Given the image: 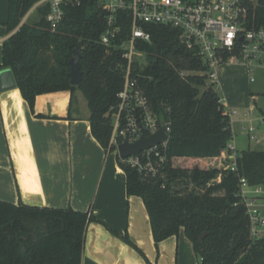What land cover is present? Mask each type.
<instances>
[{
	"label": "trees",
	"instance_id": "1",
	"mask_svg": "<svg viewBox=\"0 0 264 264\" xmlns=\"http://www.w3.org/2000/svg\"><path fill=\"white\" fill-rule=\"evenodd\" d=\"M41 1L9 0L7 27L9 33L16 32L3 45L0 70H12L32 111L39 95L80 89L87 99L92 135L107 150L124 77L119 69L111 70L120 57L99 43L105 22L98 0L66 6L65 18L55 30L46 20L48 5L39 7L37 22L22 24ZM124 28L130 29L128 19ZM144 28L152 41L138 44L146 60L137 67V78L158 121L171 130L158 176L141 174L119 160L128 196L143 200L156 247L183 230L200 264H264V236L251 239L239 196L240 178L250 186L264 187V151L239 152L237 171L226 169L230 160L224 155L233 140L228 106L214 85L197 74L205 68L180 42L177 30ZM80 43L83 79L73 86L69 61ZM184 71L189 73L185 77ZM93 221L103 223L71 208L0 201V264H82L86 229ZM123 240L145 256L127 235Z\"/></svg>",
	"mask_w": 264,
	"mask_h": 264
},
{
	"label": "crops",
	"instance_id": "2",
	"mask_svg": "<svg viewBox=\"0 0 264 264\" xmlns=\"http://www.w3.org/2000/svg\"><path fill=\"white\" fill-rule=\"evenodd\" d=\"M8 18L9 0H0V66L3 45L16 32L9 33ZM74 92L39 95L34 111L17 87L0 92V201L71 208L117 232L90 222L82 264H200L183 230L156 247L143 200L128 196L118 156L93 137L90 111L74 106Z\"/></svg>",
	"mask_w": 264,
	"mask_h": 264
},
{
	"label": "built area",
	"instance_id": "3",
	"mask_svg": "<svg viewBox=\"0 0 264 264\" xmlns=\"http://www.w3.org/2000/svg\"><path fill=\"white\" fill-rule=\"evenodd\" d=\"M83 0H43L38 6L48 5L47 22L55 30L65 18V7L80 6ZM104 16L105 28L99 43L107 52L118 55L117 62L124 77L117 94L118 103L113 113L114 128L107 151L115 152L121 163L136 168L146 176H158L166 161L162 151L168 141L140 153L138 157L120 158L118 147L127 140L135 143L141 136L149 137L162 126L137 78V67L146 60L139 43L152 41L145 25L165 26L179 33L184 47L193 52L205 70L199 72L218 90L221 83L219 68L225 65L245 67L250 73L264 69V0H98ZM130 29L125 32V20ZM189 73L182 72L185 77ZM251 77V82H255ZM221 102L228 104L224 99ZM228 114L231 111L228 106ZM264 122V117L261 118ZM167 134L170 127L166 124ZM251 131H255L252 127ZM253 139H256L255 137ZM238 153L232 141L225 157L230 163L226 169L237 171ZM164 187V186H163ZM239 196L246 207L251 239L264 236V187L250 186L240 178Z\"/></svg>",
	"mask_w": 264,
	"mask_h": 264
},
{
	"label": "rangeland",
	"instance_id": "4",
	"mask_svg": "<svg viewBox=\"0 0 264 264\" xmlns=\"http://www.w3.org/2000/svg\"><path fill=\"white\" fill-rule=\"evenodd\" d=\"M40 6H34L22 24H33L40 19ZM221 83L218 93L231 111L232 143L237 152L247 149L264 151V69L250 73L237 65L219 68ZM255 77V82H251ZM74 106L82 113L89 112L87 99L80 89L74 92ZM254 127L255 131L250 129ZM256 139H253V138ZM206 166V165H205Z\"/></svg>",
	"mask_w": 264,
	"mask_h": 264
},
{
	"label": "water",
	"instance_id": "5",
	"mask_svg": "<svg viewBox=\"0 0 264 264\" xmlns=\"http://www.w3.org/2000/svg\"><path fill=\"white\" fill-rule=\"evenodd\" d=\"M83 57V48L82 44H78L74 50V54L69 61L70 66V83L73 86H79L83 79V72L81 70V60ZM111 70L117 71V62H113ZM17 87V83L14 77V74L11 69H2L0 70V92H5ZM170 139V136L167 134V127L164 122H162L161 128L149 137L141 136V138L135 143H129L125 140L118 147V154L120 158L128 157H138L141 152L148 149L154 148L159 144L166 142ZM203 235L201 238H204Z\"/></svg>",
	"mask_w": 264,
	"mask_h": 264
}]
</instances>
